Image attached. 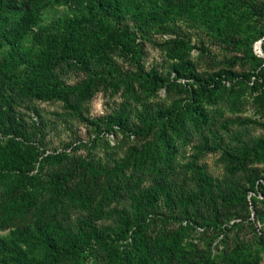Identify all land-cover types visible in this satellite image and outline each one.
I'll use <instances>...</instances> for the list:
<instances>
[{"label": "trees", "instance_id": "obj_1", "mask_svg": "<svg viewBox=\"0 0 264 264\" xmlns=\"http://www.w3.org/2000/svg\"><path fill=\"white\" fill-rule=\"evenodd\" d=\"M57 7L67 12L44 24ZM263 22L264 7L249 0H0V220L14 224L0 238V264H264V137L247 140L231 126L241 120L223 117L248 92L264 113V58L253 53L260 41L264 53ZM185 23L249 49L256 71L197 72L200 47L182 34ZM148 42L165 53L160 68L145 66ZM70 75L83 78L72 84ZM102 87L125 99L90 120L84 105ZM36 102L63 103L87 122L89 150L106 135L131 145L124 156L43 157ZM216 152L224 180L201 163ZM245 224L254 242L214 252L216 238ZM191 233L206 247L187 241Z\"/></svg>", "mask_w": 264, "mask_h": 264}, {"label": "rangeland", "instance_id": "obj_2", "mask_svg": "<svg viewBox=\"0 0 264 264\" xmlns=\"http://www.w3.org/2000/svg\"><path fill=\"white\" fill-rule=\"evenodd\" d=\"M249 2H254L264 7V0H249ZM66 12L67 9L64 7L50 9L49 11H46L43 23H49L53 18L59 17ZM182 34L189 37L193 45H198V47H200V50L194 49L191 53L197 72L210 74L221 68L233 70L235 71L234 73L239 74L247 72L252 73L256 71L257 64L253 62V60L247 59L249 49H240L233 45L230 46L223 44L220 41L214 40L208 36L206 32L198 31L186 23L182 26ZM165 39H167V36L158 35L154 37V40L158 43L164 42ZM258 43L259 42L253 45V53L261 58H264V54L259 52ZM26 45L31 46L29 40L26 41ZM202 45L205 47L204 51L201 48ZM146 51L147 54L144 58L146 68L150 70L153 67L160 68L165 62V53L162 49L154 45V43L148 42L146 43ZM230 59H232L231 64H229ZM82 78V75H70L69 82L74 84ZM228 85L231 86V83H228ZM159 95L160 98H165V89H162ZM172 96L175 97L174 95ZM253 98L254 94L252 95L248 92L247 95L243 96V104L240 108H229L223 112V117L225 119L229 118L231 120H241L240 124H233L231 126H234L233 131H239L244 134L247 140L264 137V113H262L256 106ZM124 99L125 98L121 95V93L105 90L102 87L98 90L94 98L85 103L83 113L84 117L89 118L90 120L105 118L107 115H111L113 112L118 110ZM157 99L159 98H152V101H156ZM36 106L41 111L40 113L47 124V128L44 129L45 132L43 134L44 146L42 150L45 151V156L43 157L58 154L64 150L72 154L73 157L82 156L87 159H91L90 156L93 157L96 155L97 158H104L107 151L113 153L118 152L119 155L124 156L126 154L125 151L128 150L131 145V142L126 139L124 140L121 134L119 135V138L106 135L101 137L102 139L99 141V145L95 149L89 150L86 147V144L91 145V142L95 138V132L87 122H84V120H81V118L77 116L69 114L64 109L63 103L60 102H36ZM214 115L219 119L222 118L220 110L216 113L214 112ZM35 119L37 120V117H35ZM250 121H253V123ZM106 142H109L111 146L115 147V150L108 148ZM193 153L194 150L191 146H189L184 155L187 158L184 162L189 161ZM201 163L208 168L209 173L216 179L224 180V178L229 176L220 152L205 155L201 159ZM47 167H49V164L46 168ZM253 167L262 170L263 165L255 164ZM238 177L239 175L237 178ZM260 199H263V196H261ZM252 213L253 215L255 214L253 210ZM5 217L6 216L3 214H0V219ZM12 226H14V224H12ZM12 226L4 224L2 223V220H0V238L7 237L13 230ZM199 229L203 230L202 228ZM199 235L200 234L198 233H191V236L187 239V241L192 240L198 245V247L205 248V239L201 238ZM222 238L223 236L216 238L213 241V250L216 254H222L225 250L231 252L236 245L235 243L237 238H239L240 241L247 243L254 242L255 232L250 224H245L240 228L233 229L225 240H222ZM221 261L222 258H220V262Z\"/></svg>", "mask_w": 264, "mask_h": 264}, {"label": "water", "instance_id": "obj_3", "mask_svg": "<svg viewBox=\"0 0 264 264\" xmlns=\"http://www.w3.org/2000/svg\"><path fill=\"white\" fill-rule=\"evenodd\" d=\"M258 49H259V52L262 54L263 53V49H262V41H260L258 43ZM264 54V53H263Z\"/></svg>", "mask_w": 264, "mask_h": 264}]
</instances>
